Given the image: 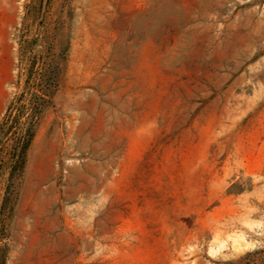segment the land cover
Masks as SVG:
<instances>
[{"label":"rangeland","instance_id":"rangeland-1","mask_svg":"<svg viewBox=\"0 0 264 264\" xmlns=\"http://www.w3.org/2000/svg\"><path fill=\"white\" fill-rule=\"evenodd\" d=\"M56 65L5 264H264V0H0V125Z\"/></svg>","mask_w":264,"mask_h":264},{"label":"trees","instance_id":"trees-1","mask_svg":"<svg viewBox=\"0 0 264 264\" xmlns=\"http://www.w3.org/2000/svg\"><path fill=\"white\" fill-rule=\"evenodd\" d=\"M58 74H59L58 65H56L52 69L51 74L47 76L45 74H42L43 77L42 80L44 79L42 86H39L37 90L31 93L32 94L30 101L32 103L31 112L28 115L26 121L21 122V117L24 115L25 110L28 109V105L27 103L24 102V98H17V100H13L8 106L7 113L4 118V122L0 125V130H2L4 126L8 123L15 108L19 109L20 112H22L21 115L19 113L13 118V123L9 125L8 130L6 131V133H8L12 127H18L17 124L19 123L22 124V127L21 126L18 127L20 128L21 131H20V135L17 136V145L15 148L17 160L14 167H16L17 164H19V166L21 167L24 165L26 152L34 135V129H33L34 121L43 110L47 97L51 94L50 90L48 89V83L50 85L53 81H55V84L57 85ZM19 162H21V164ZM6 256H7L6 247H0V264H5Z\"/></svg>","mask_w":264,"mask_h":264}]
</instances>
